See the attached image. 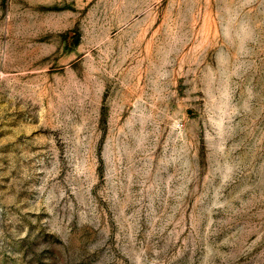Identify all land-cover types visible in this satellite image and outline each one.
<instances>
[{
  "label": "rangeland",
  "instance_id": "obj_1",
  "mask_svg": "<svg viewBox=\"0 0 264 264\" xmlns=\"http://www.w3.org/2000/svg\"><path fill=\"white\" fill-rule=\"evenodd\" d=\"M0 264H264V0H0Z\"/></svg>",
  "mask_w": 264,
  "mask_h": 264
}]
</instances>
